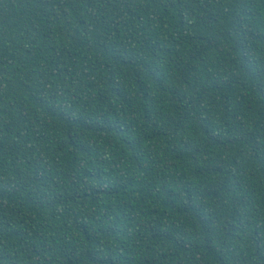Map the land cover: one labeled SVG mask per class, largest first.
<instances>
[{
    "label": "trees",
    "instance_id": "16d2710c",
    "mask_svg": "<svg viewBox=\"0 0 264 264\" xmlns=\"http://www.w3.org/2000/svg\"><path fill=\"white\" fill-rule=\"evenodd\" d=\"M0 264H264V0H0Z\"/></svg>",
    "mask_w": 264,
    "mask_h": 264
}]
</instances>
